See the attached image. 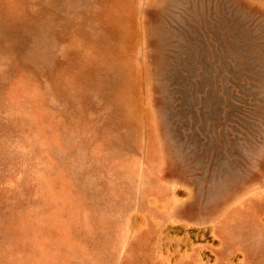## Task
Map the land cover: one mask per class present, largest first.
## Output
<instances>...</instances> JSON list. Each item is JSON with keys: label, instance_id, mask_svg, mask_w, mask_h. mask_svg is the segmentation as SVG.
<instances>
[{"label": "rangeland", "instance_id": "obj_1", "mask_svg": "<svg viewBox=\"0 0 264 264\" xmlns=\"http://www.w3.org/2000/svg\"><path fill=\"white\" fill-rule=\"evenodd\" d=\"M0 264H264V0H0Z\"/></svg>", "mask_w": 264, "mask_h": 264}]
</instances>
